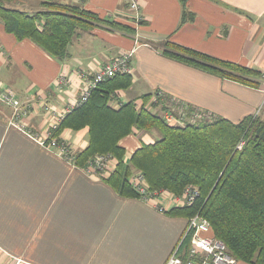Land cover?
Masks as SVG:
<instances>
[{"label": "crops", "instance_id": "crops-1", "mask_svg": "<svg viewBox=\"0 0 264 264\" xmlns=\"http://www.w3.org/2000/svg\"><path fill=\"white\" fill-rule=\"evenodd\" d=\"M59 1L82 5L135 31L96 25L57 59L30 39L16 40L0 22V79L21 103V121L32 130L46 127L49 106L62 111L78 97L84 83L76 71L90 75L131 49L132 83L117 90L113 106L149 93L151 111L161 109L160 94L234 121L259 108L264 119V0H188L184 21L180 0H140L138 26L122 0ZM18 2L20 7L36 4ZM167 41L252 68L260 72L257 83L221 78L172 58L162 53ZM60 73L68 81L62 88L54 84ZM10 116L0 101V264H164L187 218L122 196L105 179L86 174L83 165L10 124ZM157 135L155 128H133L119 140L125 158ZM60 136L78 151L88 144L87 127L64 128ZM162 195L166 204L171 194Z\"/></svg>", "mask_w": 264, "mask_h": 264}, {"label": "trees", "instance_id": "trees-1", "mask_svg": "<svg viewBox=\"0 0 264 264\" xmlns=\"http://www.w3.org/2000/svg\"><path fill=\"white\" fill-rule=\"evenodd\" d=\"M187 1L180 0L182 21L189 15ZM35 2L26 9L17 5L18 0H0V22L16 40L30 39L57 59L67 56L68 45L74 38L96 25L109 30L135 31L127 23L101 17L79 4L59 0ZM162 53L221 78L254 86L260 75L252 68L172 41L163 44ZM131 83V73L103 80L85 102L65 114L53 134L59 135L64 128L87 127L88 144L75 154V162L85 165L95 154L111 153L116 159L114 170L102 179L122 196L140 199L130 182L134 169L142 173L149 190L166 189L171 197H181L187 186H192L198 194L191 203H174L166 210L187 218L183 232L190 217L199 213L210 222L207 234L223 241L237 261L264 264V119L259 113H252L234 121L213 113L209 119L191 123L190 111L194 109L186 104L185 124L172 125L163 114L172 112L178 117L184 108L168 95L158 94L161 109L155 111L144 106L137 108L136 100L118 106L111 104L117 90L127 89ZM150 95L144 94L141 99L147 101ZM133 128H155L159 135L125 158L119 140ZM191 234L188 231L178 248L183 260L190 258Z\"/></svg>", "mask_w": 264, "mask_h": 264}, {"label": "built area", "instance_id": "built-area-1", "mask_svg": "<svg viewBox=\"0 0 264 264\" xmlns=\"http://www.w3.org/2000/svg\"><path fill=\"white\" fill-rule=\"evenodd\" d=\"M127 1L125 0L127 3L126 6L129 4L130 9L133 11V13H135L132 15L129 13V17H131L133 23L138 24L143 19V15L140 11L139 0ZM131 55L132 51H122L109 58L103 64H100L97 70L86 76L85 81H83L84 85L80 94L76 99L70 102V104L65 109L62 111H57V109L53 106H49L46 109L51 111V119L49 120V125L45 132L36 134H31L30 132L28 134L31 135L41 145L53 149L57 154L66 160L73 162L75 160V153L72 150L73 147L70 144H67L65 142L66 139L62 138L60 134L59 136H54L51 134H53V132L57 129L58 123L63 119L65 114L71 109L85 102L89 97L91 90L94 89L100 82L117 74L131 73ZM262 77L264 78V72H262ZM55 83L59 88H62V85L67 83L64 73H60ZM0 101L8 105L17 103L14 93L4 85L1 79ZM139 105L141 104H138L137 107H139ZM194 110L195 111L191 113L190 118H192L193 121H196L202 116L197 114L199 109L197 110V108H194ZM166 113L170 114V117H166L169 122L177 121L176 116H174L172 112ZM23 114L24 112L21 114L20 111H18V121ZM11 122L12 124H16L14 121ZM241 144L242 142L240 145ZM114 163H116V160L110 153H98L92 156L91 159L87 160L86 164L83 166V170L88 175L95 176V174H97L98 178H103L104 176L106 177L109 175L106 173L110 172V169L114 167L112 166ZM130 182L132 186L138 191L140 199L160 212L166 211L174 203L181 205L189 204L198 194V191L195 188L192 186H187L181 197L180 195H176L174 197L170 196V199L166 204H164L161 200L162 196L160 191L149 190L141 172H133L130 177ZM210 228V222L199 213H196L190 217L185 232H183L177 246L169 254L164 264H236L237 260L227 251L224 242L207 234ZM190 230L192 231L191 246L189 249L190 258L183 260L182 256H180L178 252V248L183 238Z\"/></svg>", "mask_w": 264, "mask_h": 264}, {"label": "rangeland", "instance_id": "rangeland-1", "mask_svg": "<svg viewBox=\"0 0 264 264\" xmlns=\"http://www.w3.org/2000/svg\"><path fill=\"white\" fill-rule=\"evenodd\" d=\"M127 1V0H126ZM122 2L123 3H125V4H127L128 3V1H127V3L125 2V0H122ZM18 5V4H17ZM139 5H140V11H141V3H140V0H139ZM20 7V6H19ZM23 7H26V6H23ZM26 9H29L28 7L26 8ZM127 10H128V12L132 15V14H135V13H133V11L130 9V6H129V4L127 5ZM143 20V19H142ZM142 22H139L138 24H135L136 26H138V25H140ZM129 51H132V54H133V49H131V50H129ZM132 56V55H131ZM100 65V64H99ZM99 65H97L96 66V68L94 69V70H92V71H95V70H97V68H98V66ZM91 71V72H92ZM77 72V74L83 79V81H85V79H86V76H87V74L86 73H84L83 71H81V70H78V71H76ZM60 75V74H59ZM58 75V76H59ZM57 80V78L55 79V81ZM55 81H54V84L56 85V83H55ZM67 83H68V81H67ZM84 83V82H83ZM84 85V84H83ZM57 86V85H56ZM8 88V87H7ZM10 89V88H9ZM81 89H83V86H82V88ZM10 91H11V89H10ZM12 92V91H11ZM160 95V94H159ZM171 100H173V101H177V100H175L174 98L173 99H171ZM176 103H179V102H176ZM5 104V103H4ZM138 104H141V105H139V107H141V106H144L145 108H147V109H149L150 110V107H149V105H150V100L148 99L147 101H144V100H142V99H137L136 100V107H137V105ZM7 107H9L10 108V111H11V116H10V124H12V122L11 121H14L16 124H13V125H16V126H18L20 129H22L24 132H26V133H30L31 132V134H36V133H40V132H45L46 131V129H47V127H48V125H49V122H47V124H46V127L43 129V130H41V131H39V130H32L31 128H29L28 127V125L26 124V123H22V121H21V117H20V119H19V121H18V118H17V113H18V111H20V113L22 114V109H21V103L18 101L17 103H15V104H12V105H8V104H5ZM186 106H188V105H186V104H182L181 103V105H180V107L181 108H184V110H181L180 112H181V115L180 116H176V119H177V121H172V122H169L167 119H166V117L168 118V117H170V114H168V113H164L163 114V116H165L164 118H165V120H166V122H169V123H172V125L174 124H180V125H184L185 124V122H184V120H186L187 118H186V115H185V109H186ZM139 107H137V108H139ZM153 107V106H152ZM194 108H197V110L199 109V111H198V113L197 114H200L202 117H200L199 119H203V118H211L212 117V114H213V112H209V110H207V109H203V108H200V107H195V106H192V109H194ZM196 110V109H195ZM195 110H191L190 112L191 113H193ZM260 111V109L258 108L257 109V111L255 112V113H258ZM46 112L48 113V116L49 117H51V111L50 110H46ZM167 115V116H166ZM51 119V118H50ZM49 119V120H50ZM191 120V123H194L195 122V120L193 121L192 120V118H190ZM193 119H195V118H193ZM198 120V119H197ZM180 121H183V122H180ZM51 135H54V134H51ZM54 136H59V135H54ZM65 142L68 144V142H67V140H65ZM47 147V146H46ZM49 148V147H48ZM72 150H73V152L76 154L77 152H78V150L77 149H73L72 148ZM108 153V152H107ZM111 154V153H110ZM112 155V154H111ZM113 156V155H112ZM92 157H90L89 159H91ZM115 158V157H114ZM88 159V160H89ZM116 160V159H115ZM115 162V161H114ZM72 163H74V164H76L77 165V163L75 162V160L72 162ZM115 164L116 163H114V164H112V166H114L115 167ZM84 166V165H83ZM114 167H112L111 169H110V172H108V173H106V174H109L110 175V173L114 170ZM132 171H136L135 169L134 170H132ZM108 175V176H109ZM91 176V175H90ZM108 176H106V178L108 177ZM94 177H96L97 178V174H95V176ZM103 178H105V176L103 177ZM166 192H168L166 189H160V194H164V193H166Z\"/></svg>", "mask_w": 264, "mask_h": 264}]
</instances>
